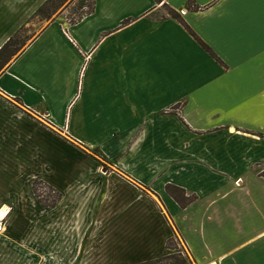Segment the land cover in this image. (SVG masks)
<instances>
[{
	"label": "crops",
	"instance_id": "0c3cea01",
	"mask_svg": "<svg viewBox=\"0 0 264 264\" xmlns=\"http://www.w3.org/2000/svg\"><path fill=\"white\" fill-rule=\"evenodd\" d=\"M46 1L0 0V48ZM93 2L0 72V248L46 212L44 181L92 215L106 264L160 259L175 235L188 257L169 264H264V0Z\"/></svg>",
	"mask_w": 264,
	"mask_h": 264
},
{
	"label": "rangeland",
	"instance_id": "374dc122",
	"mask_svg": "<svg viewBox=\"0 0 264 264\" xmlns=\"http://www.w3.org/2000/svg\"><path fill=\"white\" fill-rule=\"evenodd\" d=\"M52 2L54 4L50 6L49 13L42 12L31 17L18 37L19 46L37 34L52 18L64 14L73 22L87 11V8H83L84 6L88 4L90 6V0H55V2L53 0ZM168 10L167 7H162V11ZM17 32L18 30L15 34ZM78 146L89 157L100 163L106 165L105 163L108 162L107 156L99 148L81 143H78ZM259 170L263 171L264 167ZM35 182L32 185L33 192L37 201L45 207L46 212L33 215V223L30 224L23 242H12L11 246L0 248V264H106L100 247H97L96 242L93 241L95 232L91 227L94 224L90 226L87 224L88 217L92 215L88 211L83 212L86 215V226H83L84 220L76 219L73 211L70 210L69 199H63V194L56 188L54 190V187L47 182ZM17 216L19 217L17 221L21 220V215H16V218ZM5 223L6 219L0 221L2 234L5 231ZM167 248L168 254L172 255L169 258H162L161 262L150 260L138 264H162L167 263L171 258L186 259L188 257L183 242L176 235L167 241Z\"/></svg>",
	"mask_w": 264,
	"mask_h": 264
},
{
	"label": "trees",
	"instance_id": "16d2710c",
	"mask_svg": "<svg viewBox=\"0 0 264 264\" xmlns=\"http://www.w3.org/2000/svg\"><path fill=\"white\" fill-rule=\"evenodd\" d=\"M53 0H47L40 8H38V10L35 12V15H38L42 12L45 13H49L50 10V6L52 5ZM55 2V0H54ZM54 4V3H53ZM83 8H87V11L85 13H83V15H85L86 13H89L91 11H93L94 9V2L93 0H90V6L89 4L87 6H84ZM169 13L176 19H178L186 28L189 32H191V34H193L195 36V38L201 43V45H203L211 54H213V52L211 51V49L209 48V46L205 45L199 38H197V36L195 35V33H193V31H191V29L185 24V22L183 21V19L180 17V15L175 12L174 10H169ZM82 15V16H83ZM81 16V17H82ZM80 17V18H81ZM79 18V19H80ZM24 26L21 27L18 32L12 36L1 48H0V72L3 70V68L10 62V60L13 58V56H15L17 54V52L20 50V48L24 45H20L19 46V40L18 37L20 36V34L22 33V31L24 30ZM260 175L264 178V170L260 171ZM36 183V182H35ZM53 188V187H52ZM55 190V188H53ZM166 191L181 205V207H185L189 204V202H191L192 200L195 199V196H186V192L185 189L180 188L176 185H172L169 184L166 186ZM172 255L167 254L163 257H161L160 259H157L158 261H163L162 258L165 257H170ZM186 259H173L171 258L170 261H168L167 263H162V264H168L170 262H186ZM159 264V263H158Z\"/></svg>",
	"mask_w": 264,
	"mask_h": 264
}]
</instances>
